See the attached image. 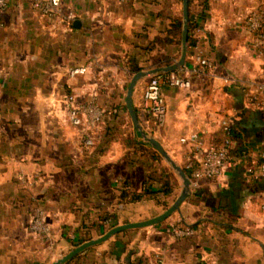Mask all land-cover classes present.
<instances>
[{
    "label": "crops",
    "instance_id": "1",
    "mask_svg": "<svg viewBox=\"0 0 264 264\" xmlns=\"http://www.w3.org/2000/svg\"><path fill=\"white\" fill-rule=\"evenodd\" d=\"M259 3L264 0H190V20L201 27L196 40L213 66L193 75L188 88L164 86L162 126L144 109L151 74L139 79L133 95L144 130L177 164L185 166L193 132L203 139L198 157L218 144L223 120L234 130L232 161L191 187L165 220L118 232L71 264H264V104L247 98L248 90L264 98V56L244 23ZM62 9L74 15L71 24L29 0H8L3 14L0 264H52L112 225L161 213L183 186L135 127L126 102L133 66L158 70L180 59L182 40L169 29L183 16V0H64ZM193 52L188 44L187 64ZM78 67L87 69L72 73ZM69 92L96 98L108 112L91 132L92 144L68 118ZM136 193L141 197L133 199ZM37 199L47 209L49 239L28 228ZM173 223L197 224L192 235L177 236L168 229Z\"/></svg>",
    "mask_w": 264,
    "mask_h": 264
},
{
    "label": "built area",
    "instance_id": "2",
    "mask_svg": "<svg viewBox=\"0 0 264 264\" xmlns=\"http://www.w3.org/2000/svg\"><path fill=\"white\" fill-rule=\"evenodd\" d=\"M34 8L49 17H61L66 23L71 24L74 15L64 13L62 4L64 0H29ZM8 5V0H0V28L3 25V14ZM245 27L254 34L253 45L264 56V5L257 4L251 8L245 16ZM201 30L196 26L193 30V42L189 44L194 48L192 65L184 64L173 70L158 69L151 73L150 79L143 90L144 109L155 125L162 126L166 121L167 103L164 94V86L172 85L188 88L192 85L193 75H202L207 72L213 62L208 56L203 45L196 40L195 34ZM87 67H78L74 72H83ZM228 80V79H227ZM250 101L264 104V98L258 100V96L252 91H247ZM68 109V118L76 126L82 127L85 132V141L93 143L91 132L103 121L107 110L104 109L96 98L80 100L74 92H69L64 97ZM223 136L218 144L204 149L203 156L198 153L203 150V139L199 132H193L190 138L194 142L193 149L189 154L184 169L191 178V187L199 185L203 178H215L224 170L232 159V149L235 145L233 127L228 120L222 122ZM264 172V162L262 163ZM29 231L41 238L49 239L52 236V226L47 218V209L41 199H37L32 217L28 224ZM169 231L177 236H190L194 228L184 223H173L168 227ZM161 260V256L157 255ZM62 264H71L65 262Z\"/></svg>",
    "mask_w": 264,
    "mask_h": 264
},
{
    "label": "water",
    "instance_id": "3",
    "mask_svg": "<svg viewBox=\"0 0 264 264\" xmlns=\"http://www.w3.org/2000/svg\"><path fill=\"white\" fill-rule=\"evenodd\" d=\"M183 17H184V27H183V38H182V54L180 59L170 65L164 66V69L169 71L177 68L178 66L182 65L186 61V56L188 52V32H189V18H190V0H183ZM76 23H78V20H76ZM157 69H141L137 72H135L130 80L128 90H127V96H126V102L129 109V112L131 114L133 123L135 127L142 133L145 140H147L149 143H151L166 160H168L173 167L178 171L181 178L183 179V186L181 189V192L177 196V198L174 200V202L168 206L164 211L161 213L154 215L152 217L136 220V221H129L124 223H119L116 225H113L110 227L106 232H104L102 235L96 238L88 239L84 242H81L77 244L73 249H71L68 253L64 254L57 260H55L52 264H62L65 262H68L69 260L73 259L75 256H77L80 252L83 250L98 244L100 242H103L104 240H107L112 235L127 230L131 228H140L145 227L149 225H155L157 223H160L161 221L165 220L169 216H171L174 212L178 211L180 209V206L182 202L189 196L190 190H191V178L188 175L187 171L184 169L183 166L177 164L170 156L167 149L164 147V145L154 136L149 135L143 128L140 122L139 114L137 109L134 106V90L137 82L139 79H141L143 76L149 75L153 72H155ZM133 250L130 251V255L132 254ZM130 258V256L128 257Z\"/></svg>",
    "mask_w": 264,
    "mask_h": 264
},
{
    "label": "trees",
    "instance_id": "4",
    "mask_svg": "<svg viewBox=\"0 0 264 264\" xmlns=\"http://www.w3.org/2000/svg\"><path fill=\"white\" fill-rule=\"evenodd\" d=\"M197 25L194 24L190 18H189V32H188V43L191 44L194 40L193 36H192V31H193V28H195ZM183 27H184V17L181 16L180 18H177L172 24H171V28L169 29V32L172 33V32H176L178 33V36L180 37V40H182L183 38ZM133 71L134 72H137L139 70H141L142 68L140 66H133ZM161 69V68H160ZM233 133H234V130H233ZM157 154L160 156V153L157 152ZM141 197V194L139 193H136L132 196L133 199H138ZM197 223L191 225L192 227L194 225H196ZM113 226V225H112ZM111 226V227H112ZM75 258V257H74ZM73 258V259H74ZM69 260V262H72V260Z\"/></svg>",
    "mask_w": 264,
    "mask_h": 264
}]
</instances>
